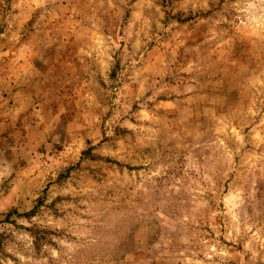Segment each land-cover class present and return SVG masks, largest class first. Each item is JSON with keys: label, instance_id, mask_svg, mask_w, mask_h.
Wrapping results in <instances>:
<instances>
[{"label": "rangeland", "instance_id": "1", "mask_svg": "<svg viewBox=\"0 0 264 264\" xmlns=\"http://www.w3.org/2000/svg\"><path fill=\"white\" fill-rule=\"evenodd\" d=\"M0 264H264V0H0Z\"/></svg>", "mask_w": 264, "mask_h": 264}]
</instances>
